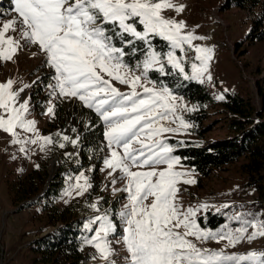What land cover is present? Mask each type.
<instances>
[{
  "label": "snow or ice",
  "instance_id": "obj_1",
  "mask_svg": "<svg viewBox=\"0 0 264 264\" xmlns=\"http://www.w3.org/2000/svg\"><path fill=\"white\" fill-rule=\"evenodd\" d=\"M12 3L15 17L0 23V60L11 61L21 49V40L37 46L53 70L54 83L48 85L50 95L78 99L103 122V136L110 150L103 160L104 169L110 170L112 184L117 181V172L122 173L119 179L126 180L123 191L128 194V203L119 212L125 227L117 242L127 252V264H264V252L230 254L224 249L198 247L188 239L226 241V247H235L245 239L251 242L264 237V220L237 215L230 219L240 222L238 228L226 224L218 232L204 230L195 217L200 208L207 209L208 205L181 211L175 202L177 185L196 181L185 178L190 173L176 170L181 158L173 155V147L160 137L192 125L176 115L178 108L184 107L177 104L179 97L166 86L157 88L148 79V73L155 70L161 75L169 74L166 63L185 79L203 83L209 72L212 49L193 44L204 37L186 32L185 21L164 15L165 10L179 14L184 5L173 0H12ZM10 31L18 32L19 39L8 35ZM156 37L166 42L168 51L156 50L153 45ZM116 40L123 46H116ZM137 42L143 47H137ZM185 45L194 48L195 60L199 61L191 64V76L185 74L182 60L176 55V50L183 52ZM124 46H129L133 54L139 51L143 55L135 69L124 61L127 54ZM206 78L212 79L211 75ZM113 81L127 86L129 91H120ZM14 84L12 79L0 83V130L10 134L11 143L20 145L19 151L26 155L29 144H38L43 151L54 141L40 135L35 120L27 118L29 100L23 99L21 93L28 85L15 89ZM54 111L55 106L50 103L47 114L54 115ZM169 120L179 126L166 127L161 123ZM18 130L33 135L22 137ZM61 139L76 145L79 138L63 135ZM134 144L138 147H133ZM59 147L64 148L65 144L60 143ZM161 165L166 167L159 168ZM74 179L75 183L65 190L67 196L73 193L82 196L92 187L84 172ZM149 197L153 199L146 204ZM91 207L100 212L97 204ZM96 223L98 227L93 229ZM85 228L95 233L85 238V243L95 248L104 264H116L111 259L114 249L108 239L116 231V225L108 211L89 220ZM181 228L183 232L178 231ZM249 228L253 229L251 233Z\"/></svg>",
  "mask_w": 264,
  "mask_h": 264
},
{
  "label": "rangeland",
  "instance_id": "obj_2",
  "mask_svg": "<svg viewBox=\"0 0 264 264\" xmlns=\"http://www.w3.org/2000/svg\"><path fill=\"white\" fill-rule=\"evenodd\" d=\"M173 2L184 5V11L178 14L174 10H165V17L185 21L187 25L186 32L191 31L197 36L204 37V39L194 41L193 44L212 49L209 72L205 75L203 83L197 80L185 79L184 75H180L185 80L204 85L213 98L217 100H222L219 97L222 96L224 98L228 93L249 98L263 112L264 116V106L259 99L257 91L258 78L264 66V41H259L254 36H251L255 19L264 11V0H261V5L253 11L228 8V0H173ZM3 15V17H0V23L15 17L16 14L13 11L12 14L8 15L4 12ZM251 15L253 19H251ZM261 29L264 30V25ZM8 35L19 39L18 32L10 31ZM238 44H240V47H237ZM21 45V49L18 50L11 61L0 60V83H5L7 80L12 79L15 81V89L28 85L25 91L21 93L23 99L29 100L30 113L27 118L35 120L39 134L51 137L54 143L47 145L43 151L40 150L38 144H29L27 145L28 152L26 155L24 152L19 151L20 145L11 143L10 134L0 130V264H32V243L55 229L54 226H47L48 219L43 210V204H38L39 197L30 201L31 205L29 208L19 210L20 207L15 206L12 202L8 183L22 180L34 169L44 164L49 167L50 179L61 173L65 164L61 153L63 148H60L59 144L64 143L66 145L69 143L63 141L61 137L63 135H67L71 139L78 137L76 145L69 144L73 147L80 144L82 129L76 118L83 107L89 111H94L85 107L76 98L51 96V89L48 85L54 83L52 79L53 70L45 63L46 57L35 45L25 44L22 40ZM176 55L182 60L185 74L191 76V64L199 63V61L195 60L196 53L194 48H189L185 45L183 52L176 50ZM165 66H167L166 63ZM129 67L135 69V66L129 65ZM175 71L178 72V70ZM136 74H140V71L136 70ZM207 75H211V81L206 78ZM148 79L151 80L149 73ZM253 80L257 82L256 86H254ZM113 84L122 92L127 93L129 91L127 86L121 85L116 81H113ZM262 85L264 86V84ZM156 87L159 88L160 86L156 85ZM173 95L179 97L177 104L184 106L178 108L176 115L182 116L187 123L192 125L179 133H164L160 137L165 143L173 147V155L178 156L176 155V150L179 146H187L189 143L203 145L232 136L227 114L221 105L210 106L206 111V115L200 124V128L204 131L203 136L194 133L193 130L198 127L195 126L196 123L190 120V117L197 115V109L184 96L174 93ZM50 103L55 106V111L63 109L69 112V117L65 120L63 126L60 127L59 122L56 120L55 111L54 115L47 114V108ZM186 109L194 110L189 111ZM161 123L166 127L179 126L178 123H172L170 120L161 121ZM51 124L54 125L51 126ZM18 131H20L22 137L33 135L21 130ZM172 140L177 141L180 145H175L171 142ZM133 147H138V145L134 144ZM101 151L104 160L110 152L106 146L105 138ZM103 160L99 168L98 181L102 183L103 187L100 192L94 194L92 191L93 187H91L82 196H76L75 193L72 196L65 195V190L68 189L69 184L75 183L74 178L77 176L69 175L68 171L64 177L67 183L66 188L63 190L61 198L56 205L60 210H63L73 204H77L81 209H79L75 219H86L85 224L96 215L103 214L107 210L116 225V231L108 237L114 249L111 259L116 264H127L125 260L127 252L123 244L117 242L121 240L125 227L119 212L128 203V194L123 191L126 180L119 179L122 173L117 172L115 174L117 181L112 184V177L108 175L110 170L104 169ZM245 162L246 159L242 158L234 164L215 170L208 178H202L192 168L182 163L176 166L177 171L191 174L190 177L185 178H191L196 181L194 184L181 182L177 185L176 204L181 211L208 205L207 209L200 208L195 219L201 229L214 232L220 231L226 224L232 229L240 227L239 221L230 219V217L237 215L244 216L246 219L255 217L257 221L264 220V199H261V193L253 185L250 176L246 174L243 167ZM158 167L163 168L166 166L161 165ZM91 169L82 171L89 177V180ZM132 170L135 171L137 169L133 168ZM261 184L264 186V180ZM152 199V197H149L145 203L150 204ZM32 201L34 202L31 203ZM108 201L110 203L107 206L106 202ZM92 204L98 205L99 213L91 207ZM225 205H228V207H224ZM88 209H90V212ZM209 214L223 217L225 222L219 223L218 220H215L212 224L202 226L200 219H207ZM97 227L98 223L92 225L93 229ZM178 231L183 232V229H178ZM252 231V228L248 229L249 233ZM90 233L92 234L91 236L95 234L94 231ZM188 239L192 240L198 247L210 250L224 249L230 254H246L251 251L264 252V237H257L251 242L245 239L235 247H226V241L217 242L213 239L201 241L194 237H188ZM87 246L93 259L90 264H104L95 248L89 244Z\"/></svg>",
  "mask_w": 264,
  "mask_h": 264
},
{
  "label": "trees",
  "instance_id": "obj_3",
  "mask_svg": "<svg viewBox=\"0 0 264 264\" xmlns=\"http://www.w3.org/2000/svg\"><path fill=\"white\" fill-rule=\"evenodd\" d=\"M261 0H228V8H239L246 11H253L261 5ZM14 4L12 0H0V17L3 13L12 14ZM264 11L257 16L251 36L259 41H264ZM116 46L121 47L118 40L114 41ZM153 45L157 51L166 52L169 48L166 42L153 38ZM127 53L124 57L125 63L135 66L143 59L141 52L133 54L129 46H124ZM137 47H143L137 42ZM240 47V44L237 45ZM167 75H161L157 71H150V79L158 86H166L172 93L184 96L191 102L197 115H192L190 120L198 127L194 133L203 136V129L200 128L206 111L213 105H221L227 114L228 125L232 136L230 138L198 145L189 143L180 147L177 141L171 142L178 145L176 155L181 158V163L188 166L202 178H208L215 170H220L228 165L246 159L244 170L252 179L253 185L261 193L264 199V116L254 102L249 98H243L238 94L228 93L222 100L213 98L204 85L191 80H185L179 72L170 66H165ZM258 81L257 91L261 103L264 106V86ZM33 95V94H31ZM33 101V100H32ZM55 111L56 120L60 127L69 117V112L63 109ZM81 125L82 140L77 146L66 144L61 153L64 158V168L61 173L50 179L49 167L44 164L34 169L22 180L15 183H8V189L12 202L23 210L30 207V201L39 197L38 204H43V210L48 219L47 226H54L55 229L47 235L35 240L32 245V264H90L92 254L85 243V238L92 234L85 228L86 219H75L81 207L73 204L63 210L56 205L66 188V173L76 176L80 172L91 169L90 182L92 191H101L102 183L99 179V168L103 160L101 151L104 145V128L98 115L84 107L80 109L76 118ZM54 124H51L53 126ZM66 156V157H65ZM59 176V177H58ZM109 201L106 205H109ZM90 212V209H88ZM218 220L224 223L225 219L218 215L209 214L207 219L201 218L202 226L212 224Z\"/></svg>",
  "mask_w": 264,
  "mask_h": 264
},
{
  "label": "built area",
  "instance_id": "obj_4",
  "mask_svg": "<svg viewBox=\"0 0 264 264\" xmlns=\"http://www.w3.org/2000/svg\"><path fill=\"white\" fill-rule=\"evenodd\" d=\"M251 19H253L252 15H251ZM263 63H264V60H263ZM258 81H261L264 84V66H263L262 72H261V74H260V76L258 78ZM253 83H254V86H256L257 82H254V80H253Z\"/></svg>",
  "mask_w": 264,
  "mask_h": 264
},
{
  "label": "water",
  "instance_id": "obj_5",
  "mask_svg": "<svg viewBox=\"0 0 264 264\" xmlns=\"http://www.w3.org/2000/svg\"><path fill=\"white\" fill-rule=\"evenodd\" d=\"M33 202H34V201H32L31 203H33ZM50 232H51V231H50ZM50 232H48V233H50ZM48 233H47V234H48ZM47 234H45V235H47ZM45 235H44V236H45Z\"/></svg>",
  "mask_w": 264,
  "mask_h": 264
}]
</instances>
